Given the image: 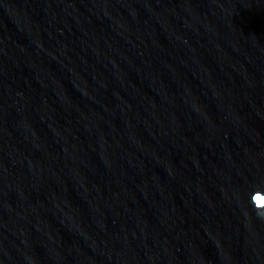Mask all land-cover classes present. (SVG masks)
Wrapping results in <instances>:
<instances>
[{"label":"water","instance_id":"water-1","mask_svg":"<svg viewBox=\"0 0 264 264\" xmlns=\"http://www.w3.org/2000/svg\"><path fill=\"white\" fill-rule=\"evenodd\" d=\"M0 264H264V0H0Z\"/></svg>","mask_w":264,"mask_h":264}]
</instances>
